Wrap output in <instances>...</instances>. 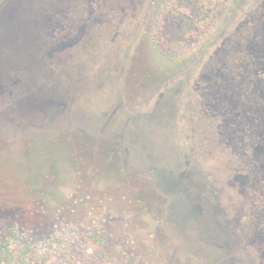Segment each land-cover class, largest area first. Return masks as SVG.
I'll list each match as a JSON object with an SVG mask.
<instances>
[{"label": "rangeland", "instance_id": "1", "mask_svg": "<svg viewBox=\"0 0 264 264\" xmlns=\"http://www.w3.org/2000/svg\"><path fill=\"white\" fill-rule=\"evenodd\" d=\"M107 1L58 0L54 24L60 27L52 34L67 36L68 48L88 46L90 59L70 58V74L55 73L50 82L82 91L102 83L94 100H76L56 118L33 111L11 119L1 106V120L17 127L7 131L0 124V264H264V158L254 155L259 141L264 147L263 99L262 139L244 123L261 73L257 63L246 64L248 50L229 58L233 135L224 112L206 106L199 77L226 35H254L256 19H250L264 0H225L209 29L188 46L167 40L163 18L173 0H157L125 58L137 19L125 0L116 8ZM66 2L79 9L77 19L63 18ZM196 5L193 11L204 7ZM82 23L86 31L74 35L69 26ZM161 94L170 102L160 114ZM77 129L96 147L77 145L70 133ZM171 166L184 173L168 194L154 170ZM186 177L204 182L203 189H188L199 199L197 211L175 204ZM21 213L34 221L22 230ZM50 218L53 228L45 224ZM5 250L13 258L5 259Z\"/></svg>", "mask_w": 264, "mask_h": 264}, {"label": "water", "instance_id": "2", "mask_svg": "<svg viewBox=\"0 0 264 264\" xmlns=\"http://www.w3.org/2000/svg\"><path fill=\"white\" fill-rule=\"evenodd\" d=\"M52 1L0 0V105H7L5 114H9L11 119H15L19 113L33 111L38 113L41 118L47 114H52L53 118H56L63 114L68 106L74 104L76 100L77 103L90 99L94 100L101 90L102 83L96 85V88H100L99 90L88 88L82 91L80 85H74L75 87L71 88L64 85L60 80H55L54 83L50 82L55 73L66 77L70 74V68L67 64L70 58L79 56L80 59L82 56L83 59L85 58L83 64H85L87 58L90 59L88 46L80 48L79 45L76 49L68 47L56 49L50 55V59L44 61L41 53L49 45H47V42L50 41V38H47L46 23L42 21L41 17L48 12L53 4ZM121 1H107L105 5L106 7L116 8L118 2ZM125 1V10L130 14L133 13L132 16L139 22L137 21L132 25V30L127 35L128 42L122 50L124 58L138 40L141 20H150V12L153 6L150 0H133V4L138 6L132 10V7H129L130 1ZM64 11H67L71 16L75 14L73 17L68 16L70 19H77L79 9L71 5L70 2H66ZM93 41V43L91 42L93 45L98 43L97 39H93ZM92 49L95 50L96 48L93 46ZM44 80L45 82H43ZM168 102H170V95L161 94V98L155 104L156 111L162 112V109L165 108L164 105L166 106ZM0 121L2 120L0 119ZM14 121H2V127L8 128L7 131H15L11 129L13 126L17 127L16 124H12ZM43 129L39 131H43ZM70 133L77 145L80 144V147L81 145H88L89 148L96 147L93 138L85 134L84 131L77 129L70 131ZM125 169L128 171L127 168ZM155 171H160L163 184L166 186L164 191L168 194L173 187L183 180L182 173L184 171L179 173L176 171L175 166H171L170 171L169 169L167 171L164 167ZM168 174H173L176 177L169 180ZM187 175L191 176L193 172L190 170ZM187 179L188 177H186ZM184 185L185 188L180 194L176 193L178 201L175 204L179 203V207H182V209L187 208L197 211L200 207L199 199L193 197L194 191H192V194L188 189L189 187H193V189L202 187L203 189L204 182L200 180L199 184H196L187 180Z\"/></svg>", "mask_w": 264, "mask_h": 264}, {"label": "flooded vegetation", "instance_id": "3", "mask_svg": "<svg viewBox=\"0 0 264 264\" xmlns=\"http://www.w3.org/2000/svg\"><path fill=\"white\" fill-rule=\"evenodd\" d=\"M57 1L58 0H55V2L52 4L48 12L45 13L41 17V19H43V22L46 23V27H47L46 30L48 32L47 38L48 37L50 38V41L47 42V45L48 44L49 45L46 46L44 51H42L41 53L42 57L45 55L47 58H49L54 50L65 48L67 47L66 45H68L71 42L69 41L70 39L67 36L62 38V37H56L52 35L54 31H57L56 28L60 27L54 24L56 22V13L60 11L62 8V7H59ZM128 1H130L129 7L131 6L132 10L136 6H138V5L133 4V0H128ZM155 1L156 0H150L151 5L154 6ZM64 7H65V3H64ZM62 10L64 11L65 8H63ZM64 12H67V11H64ZM131 15H133V13H131ZM62 16L64 19L68 18L70 20V18L68 17V13H66V16L64 14H62ZM252 20L253 21L255 20V26H253L254 32H255L254 35L249 36L247 39L245 38V40L243 39L244 41L240 40L239 38H231L229 35L228 36L226 35L225 38L221 41V45L218 46L213 51L209 60L204 64V66L202 67V72L199 75L200 81L202 82V85H203V91L205 94L204 101H205L206 106L209 108V110L224 112L225 117H226V120H225L226 124H224L225 125L224 127L227 128V132H229V134L231 133V135H233L235 128L231 126V124L234 123V121L232 120L234 115L230 107L235 105L234 104L235 101L232 102L230 100L232 95H230L231 90H229V86L231 85L230 79L232 76L229 71V68L231 65L229 58L232 57V54L235 51H238V50L247 51L248 50V53L250 52V55L248 59L246 60V64L249 62L261 63L264 57V3L262 4L261 9L259 10V13L256 15L254 14L252 16V18L250 19V22H252ZM144 23H146V26H147L148 20L145 19ZM69 27L72 28L71 32L73 31V33H75L74 35L78 34L80 36L82 33L84 34V32L86 31L84 23L77 25V26L73 25ZM239 36L243 38L242 34H240ZM45 56L43 57V59L45 58ZM242 64L240 66H242ZM255 80L256 81L254 84V88L252 89L253 91L252 101L254 104L253 114L249 116L247 115V113H244L245 115L244 123L250 124L253 127L252 132L255 135H258L260 139H262L261 132H262V123H263V111H262V106L260 105V103L262 102V99L264 100V83L258 78H256ZM1 112H2V109L0 105V119H1ZM238 123H240V121ZM238 123L236 125H238ZM0 124H1V121H0ZM0 131H2V129ZM31 139H33V137L30 138L29 140L31 141ZM0 140H2V137L0 138ZM261 146H262V140L259 141V144L257 143L256 148L254 150V155L256 156L255 160L259 159V156H257L256 154V150L258 152ZM243 176L244 175L239 176V177H241L240 180L242 184L244 183L243 184L244 186L246 185L245 184L246 178ZM17 221H18L17 223L21 226L20 230L23 229L24 227L23 225L25 223L34 222L33 218L25 217L23 213L20 214ZM54 221H55V218L53 219L50 218L45 221V224L50 225V227L53 228L55 226ZM81 222H84V220H82ZM128 253H130V251ZM17 255H20V253ZM144 263L148 264V262H144Z\"/></svg>", "mask_w": 264, "mask_h": 264}, {"label": "trees", "instance_id": "4", "mask_svg": "<svg viewBox=\"0 0 264 264\" xmlns=\"http://www.w3.org/2000/svg\"><path fill=\"white\" fill-rule=\"evenodd\" d=\"M197 1L199 5L202 4L204 7L200 6L193 11L192 5H195ZM224 5L225 0H173L163 18L162 31L166 35L167 40L175 46L191 45L209 29L221 14ZM189 7L190 10L188 11ZM256 65V69L262 76L260 80L264 83V57L261 63ZM255 136L257 137L258 135ZM256 154L259 156L260 161L263 160L264 147L261 146L258 152L256 150ZM3 254L5 259L13 258V254L10 255V252L8 254L7 250Z\"/></svg>", "mask_w": 264, "mask_h": 264}]
</instances>
